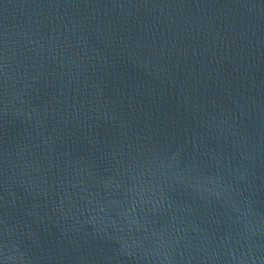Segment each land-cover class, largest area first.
Wrapping results in <instances>:
<instances>
[{
    "label": "water",
    "instance_id": "obj_1",
    "mask_svg": "<svg viewBox=\"0 0 264 264\" xmlns=\"http://www.w3.org/2000/svg\"><path fill=\"white\" fill-rule=\"evenodd\" d=\"M0 264H264V0H0Z\"/></svg>",
    "mask_w": 264,
    "mask_h": 264
}]
</instances>
